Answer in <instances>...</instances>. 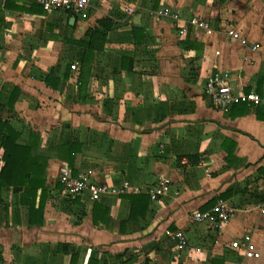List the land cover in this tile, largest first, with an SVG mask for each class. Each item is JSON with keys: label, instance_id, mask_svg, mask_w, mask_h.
Here are the masks:
<instances>
[{"label": "crops", "instance_id": "obj_1", "mask_svg": "<svg viewBox=\"0 0 264 264\" xmlns=\"http://www.w3.org/2000/svg\"><path fill=\"white\" fill-rule=\"evenodd\" d=\"M39 7L0 3V121L41 174L33 192L0 188V264H264V0ZM216 73L238 96L224 110L204 94ZM66 169L128 187L69 197ZM218 202L232 209L219 227L189 221ZM245 234L251 257L230 246Z\"/></svg>", "mask_w": 264, "mask_h": 264}, {"label": "built area", "instance_id": "obj_2", "mask_svg": "<svg viewBox=\"0 0 264 264\" xmlns=\"http://www.w3.org/2000/svg\"><path fill=\"white\" fill-rule=\"evenodd\" d=\"M5 0H0L3 3ZM33 3L41 6L45 12L50 11H63L71 15L79 16L85 13L92 5L99 0H31ZM192 23H196L198 26L207 29L209 32L208 24L204 21L192 20ZM230 35L233 39L241 41L245 40L240 37L237 32L230 31ZM252 49L259 48L258 44H254ZM204 94L209 101L218 109H227L233 105L238 96L234 95L227 77L222 76L219 73L211 74L207 77L204 84ZM242 100L247 101L249 104L257 105L261 98L255 91H251L245 95L240 96ZM59 181L63 184L64 193L69 197L87 195L92 200H98L103 194L106 193H119L123 189L128 187V182H124L122 187H112L104 183L96 182L91 174H83L78 176H72L68 169L62 171L59 176ZM167 188L165 182H160L153 189L149 191L151 200H155L157 196L162 195ZM232 209L224 203L218 202L209 211L198 212L194 211L189 214V221L191 223H199L202 221H211L214 227H219L226 222L231 216ZM175 237L178 238V246L180 248L185 247L186 237L182 232L175 233ZM232 249L237 251L243 257H251L255 254V246L250 242L248 234L234 239L230 242Z\"/></svg>", "mask_w": 264, "mask_h": 264}, {"label": "trees", "instance_id": "obj_3", "mask_svg": "<svg viewBox=\"0 0 264 264\" xmlns=\"http://www.w3.org/2000/svg\"><path fill=\"white\" fill-rule=\"evenodd\" d=\"M40 10L43 11L42 8ZM14 99L15 94L12 93L7 102L8 106L12 105ZM0 132L2 133L0 148H2L3 161V165L0 166V188L5 185L17 188L27 184L29 188L27 191H35L39 184L38 176L41 174L39 175L29 161H36V159L32 157L28 147L16 144L17 134L7 122L0 121ZM30 175L31 177L28 178Z\"/></svg>", "mask_w": 264, "mask_h": 264}, {"label": "rangeland", "instance_id": "obj_4", "mask_svg": "<svg viewBox=\"0 0 264 264\" xmlns=\"http://www.w3.org/2000/svg\"><path fill=\"white\" fill-rule=\"evenodd\" d=\"M39 8H40V7H39ZM41 8H42V7H41ZM41 8H40V9H41ZM42 10L45 12V10H44L43 8H42Z\"/></svg>", "mask_w": 264, "mask_h": 264}]
</instances>
